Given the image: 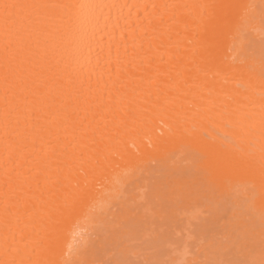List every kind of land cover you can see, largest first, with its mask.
Instances as JSON below:
<instances>
[{
    "label": "bare ground",
    "instance_id": "obj_1",
    "mask_svg": "<svg viewBox=\"0 0 264 264\" xmlns=\"http://www.w3.org/2000/svg\"><path fill=\"white\" fill-rule=\"evenodd\" d=\"M263 20L264 0H0V264H88L159 199L161 220L201 204L205 260L264 264Z\"/></svg>",
    "mask_w": 264,
    "mask_h": 264
},
{
    "label": "rangeland",
    "instance_id": "obj_2",
    "mask_svg": "<svg viewBox=\"0 0 264 264\" xmlns=\"http://www.w3.org/2000/svg\"><path fill=\"white\" fill-rule=\"evenodd\" d=\"M255 35L256 34L253 33L251 36L249 48L254 53L262 54L264 57V31L257 37ZM171 184L172 183L168 185L169 190H171ZM161 203L159 199V202L156 201L155 207L153 204L152 208L147 211L145 221L140 220L137 224L134 223L132 219L126 223L125 221L122 222L123 228L121 230H127L128 234L118 235L116 240H110L108 239L109 232L105 231L103 235L104 238H102L99 245L95 247L94 251H92L89 256L90 261L88 264H230L231 261H228L229 258L227 257L232 256V254L229 251H221V253H223L220 255H217L219 252H215L216 255L213 253L215 257L219 258L221 256L219 258L220 260L216 258L217 263L216 261L213 262L215 260L214 258H212L211 261L209 260L210 258L205 260L202 256V250L199 246L201 244L200 237L204 232L201 231L202 227H200V225L204 223V220L201 221L200 217L197 218L201 209V204L199 202H191L188 206L186 204L183 206L182 203L179 202L180 206L175 207L178 209V212H175V217H169V219L168 213L167 218H165L166 221L161 220V218L156 215L153 217L150 216L151 213L160 211L159 208L161 207ZM186 206L189 208L184 209ZM179 207H181V209H179ZM191 212L196 216H194V219L191 216ZM205 223L208 224V222ZM213 226H211L212 228L208 226L211 228L210 230L215 233V236L212 234V237L214 236L213 238L215 240L217 239L221 242H225L223 237L224 229L219 227L218 224ZM210 230L207 229L206 231L209 232ZM233 230L234 229H231V231ZM211 233L213 232H210V234ZM209 237L210 235L208 233L206 238ZM221 237H223V241L220 239ZM204 238L202 239L204 240ZM124 247L127 248V250H124ZM210 256L213 255L211 254ZM224 257H226V260H224ZM239 264L248 263L243 261V263L239 262Z\"/></svg>",
    "mask_w": 264,
    "mask_h": 264
},
{
    "label": "snow or ice",
    "instance_id": "obj_3",
    "mask_svg": "<svg viewBox=\"0 0 264 264\" xmlns=\"http://www.w3.org/2000/svg\"><path fill=\"white\" fill-rule=\"evenodd\" d=\"M8 7H16L15 5L9 6V5H5V8ZM201 7H215V6H201ZM218 26V25H217ZM215 31V26L213 27H209L207 29V32L209 33L206 37V40L204 42V46H205V50L210 54L211 52V47H212V41H213V35L212 33H214ZM87 195L86 191H80V192H76L73 194L72 197V203L68 208V211L70 212L72 210V207L75 206V204L83 197H85Z\"/></svg>",
    "mask_w": 264,
    "mask_h": 264
}]
</instances>
